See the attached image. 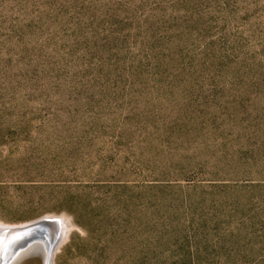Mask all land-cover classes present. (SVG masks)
Segmentation results:
<instances>
[{"label":"rangeland","instance_id":"374dc122","mask_svg":"<svg viewBox=\"0 0 264 264\" xmlns=\"http://www.w3.org/2000/svg\"><path fill=\"white\" fill-rule=\"evenodd\" d=\"M222 52L264 75V0H0V222L62 215L53 264H122L199 218L189 204L228 205L176 193L264 143V81L217 74ZM162 241L157 258L187 257Z\"/></svg>","mask_w":264,"mask_h":264},{"label":"trees","instance_id":"16d2710c","mask_svg":"<svg viewBox=\"0 0 264 264\" xmlns=\"http://www.w3.org/2000/svg\"><path fill=\"white\" fill-rule=\"evenodd\" d=\"M159 64L163 63L159 62ZM218 64L221 69L216 73L227 77L228 80L250 81L257 79L264 81V75L256 77L246 73L243 67L233 65L228 55L223 52ZM226 66L229 67L228 70ZM242 146L244 147V145ZM248 148L246 147L243 159L233 167L231 165L232 172L228 181L187 182L186 185L176 186L179 187L177 188L179 192L165 188L171 185H155L154 190L157 195L176 192L183 193L187 198L200 199L201 202L205 199L211 201L227 199L226 201L229 203L228 205H224L225 202L224 204L219 203L217 206L222 209H212L214 211L203 210L205 206L202 204H189L188 209L192 210H189L191 215H198L199 218H191L187 226L183 228L162 227L161 224H156L154 239L159 242L154 246L139 244L136 249L137 257L132 261L123 260L122 264H264V143L262 141L257 147L249 146ZM101 207L102 203L91 205L85 202L82 209L87 208L84 210L88 212L96 210V213H99ZM225 207L230 209L225 219L226 225L219 227L221 219H215V217L222 218V213L226 210ZM159 209L156 208V211ZM70 213L76 222L86 227L90 226L91 229L92 217L88 218L86 222V220L81 221L84 220V216L77 213L75 209H72ZM214 219V223L211 224ZM96 223H101V220L97 219ZM210 225L212 226L210 227ZM211 236H215L219 240L228 239V243L227 245L209 244L206 241ZM162 240L182 241L170 253L187 257L181 259L157 258V254L166 253L165 248L162 247L164 243ZM205 251L213 255L227 254V258H198V255ZM193 254L195 257L192 256Z\"/></svg>","mask_w":264,"mask_h":264},{"label":"water","instance_id":"95a60500","mask_svg":"<svg viewBox=\"0 0 264 264\" xmlns=\"http://www.w3.org/2000/svg\"><path fill=\"white\" fill-rule=\"evenodd\" d=\"M62 218L45 214L16 224L0 222V264H53L71 227L62 228Z\"/></svg>","mask_w":264,"mask_h":264},{"label":"bare ground","instance_id":"6f19581e","mask_svg":"<svg viewBox=\"0 0 264 264\" xmlns=\"http://www.w3.org/2000/svg\"><path fill=\"white\" fill-rule=\"evenodd\" d=\"M1 226H3V225L0 223V227ZM61 227L62 228H68L69 227V223H68L67 219H64V218L61 219Z\"/></svg>","mask_w":264,"mask_h":264}]
</instances>
